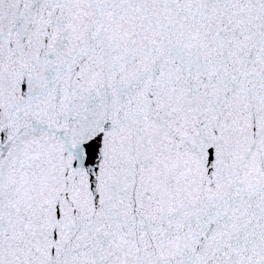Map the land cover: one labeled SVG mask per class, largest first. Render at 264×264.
I'll use <instances>...</instances> for the list:
<instances>
[{"label": "snow or ice", "instance_id": "snow-or-ice-1", "mask_svg": "<svg viewBox=\"0 0 264 264\" xmlns=\"http://www.w3.org/2000/svg\"><path fill=\"white\" fill-rule=\"evenodd\" d=\"M0 264H264V0H0Z\"/></svg>", "mask_w": 264, "mask_h": 264}]
</instances>
